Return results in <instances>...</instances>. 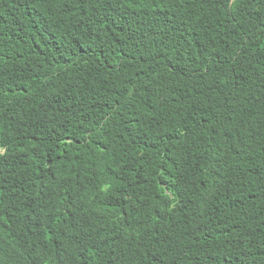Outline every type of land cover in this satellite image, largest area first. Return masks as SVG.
<instances>
[{
    "label": "trees",
    "instance_id": "trees-1",
    "mask_svg": "<svg viewBox=\"0 0 264 264\" xmlns=\"http://www.w3.org/2000/svg\"><path fill=\"white\" fill-rule=\"evenodd\" d=\"M0 264H264V0H0Z\"/></svg>",
    "mask_w": 264,
    "mask_h": 264
}]
</instances>
